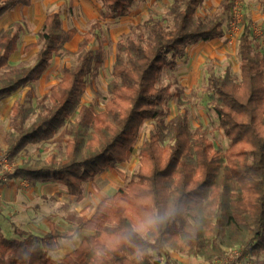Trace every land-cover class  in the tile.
<instances>
[{
    "label": "trees",
    "instance_id": "trees-1",
    "mask_svg": "<svg viewBox=\"0 0 264 264\" xmlns=\"http://www.w3.org/2000/svg\"><path fill=\"white\" fill-rule=\"evenodd\" d=\"M100 17L75 53L66 46L79 34L66 29L58 13H51L37 32L33 65L13 67L22 22L0 31V102L37 83L55 56L75 55L76 65L64 68L58 85L36 108L16 101L11 109L12 129L6 136L5 157L14 164L29 145L54 139L67 128L64 153L24 162L6 175L24 180L63 185L68 195L83 199L84 184L106 171L128 163L147 122L154 129L139 147V170L112 197L102 201L92 217L78 220L73 230L60 231L53 221L45 235L29 233L17 224L18 238L10 239L0 227V264H179L175 252L214 263L224 258V246L243 247L242 258L264 260V54L257 50L250 24L239 39V74L227 67L219 76L209 67L208 90L213 111L229 147L213 152L207 131H192L187 113L167 122L170 86L161 79L175 71L187 48L225 37L230 0L221 12L201 18L206 0H174L165 21L149 18L121 37L108 86L105 109L82 105L88 79H97L105 50L97 31L108 20L126 17L136 0H98ZM33 0H0V20ZM264 4V0H263ZM98 40V48L92 45ZM34 117V118H33ZM33 118V119H32ZM74 118V120H73ZM89 232L62 260L50 257L62 243Z\"/></svg>",
    "mask_w": 264,
    "mask_h": 264
},
{
    "label": "rangeland",
    "instance_id": "rangeland-1",
    "mask_svg": "<svg viewBox=\"0 0 264 264\" xmlns=\"http://www.w3.org/2000/svg\"><path fill=\"white\" fill-rule=\"evenodd\" d=\"M224 1L206 0L199 9L198 16L208 18L219 14ZM230 1L233 8L225 19V37L211 43L189 46L185 58L179 61L177 69L166 71L161 79L163 86H170L173 93H179V97L174 95L169 102L170 113L165 116L167 122L181 112L187 113L192 131L199 127L207 131L208 139L213 144V152H225L229 147V141L219 129V121L213 111V96L208 90L207 69L214 67L219 76L224 74L227 67L236 74L240 73L239 39L247 24H250L253 30V41L257 50L264 54L263 0ZM173 2L174 0H136V5L126 17L108 20L102 24L97 33L105 50V63L97 79H88V88L83 96L82 105L91 106L97 112L104 111L119 40L123 35L130 33L132 28L143 24L151 17L166 23V15ZM101 11L102 5L98 0H33L29 7H18L0 20V31L13 22H22L26 28L20 34L18 51L11 57L10 64L17 67L20 64L33 65L36 62L39 49L26 51L25 47L37 41L36 34L48 14H60L66 29L78 28L79 34L66 46L70 52L75 53L79 43L90 30L89 22L97 20ZM98 45L96 39L92 45L93 49L96 50ZM75 65V55L55 56L50 68L37 83L2 101L0 161L5 158L3 144H6V136L12 129L13 104L16 101L28 102L36 108L50 95L51 89L58 85L62 70ZM154 126V122H147L144 125L133 157L128 163L119 165L117 171H106L84 184L82 200L68 195L66 188L61 184L39 183L33 187L27 181L19 179L0 185V227L4 235L10 239L18 238L13 232L12 223L29 233L45 235L49 232L50 221H53L60 231H67L75 229L79 219L92 217L102 201L126 186L120 173L128 178L138 173L139 147L149 137V132ZM67 128L61 130L49 142L27 146L14 164L7 160L6 165L2 167L3 174L12 172L24 162L44 160L49 155L60 157L68 142ZM89 234L84 231L78 233L74 240L62 243L61 251L50 253V257L57 261L62 260ZM224 250L226 252L224 258L214 263L175 252H171V255L179 264H264V260L260 262L250 255L242 258L241 246L225 245Z\"/></svg>",
    "mask_w": 264,
    "mask_h": 264
},
{
    "label": "built area",
    "instance_id": "built-area-1",
    "mask_svg": "<svg viewBox=\"0 0 264 264\" xmlns=\"http://www.w3.org/2000/svg\"><path fill=\"white\" fill-rule=\"evenodd\" d=\"M7 163V158L5 157L2 161H0V185L8 182L6 175L2 172V167H4Z\"/></svg>",
    "mask_w": 264,
    "mask_h": 264
},
{
    "label": "crops",
    "instance_id": "crops-1",
    "mask_svg": "<svg viewBox=\"0 0 264 264\" xmlns=\"http://www.w3.org/2000/svg\"><path fill=\"white\" fill-rule=\"evenodd\" d=\"M76 38V37H75ZM1 103H3L2 101L0 102V105H1ZM3 149H5V151H6V149H7V144H3Z\"/></svg>",
    "mask_w": 264,
    "mask_h": 264
}]
</instances>
